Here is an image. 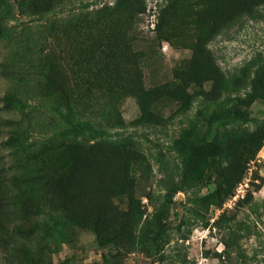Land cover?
I'll return each mask as SVG.
<instances>
[{"label": "rangeland", "instance_id": "rangeland-1", "mask_svg": "<svg viewBox=\"0 0 264 264\" xmlns=\"http://www.w3.org/2000/svg\"><path fill=\"white\" fill-rule=\"evenodd\" d=\"M0 264H264V0H0Z\"/></svg>", "mask_w": 264, "mask_h": 264}, {"label": "trees", "instance_id": "trees-1", "mask_svg": "<svg viewBox=\"0 0 264 264\" xmlns=\"http://www.w3.org/2000/svg\"><path fill=\"white\" fill-rule=\"evenodd\" d=\"M7 97V96H4V98Z\"/></svg>", "mask_w": 264, "mask_h": 264}]
</instances>
